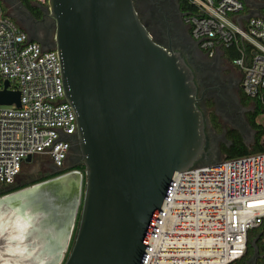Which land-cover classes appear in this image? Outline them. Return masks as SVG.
Masks as SVG:
<instances>
[{"label":"water","instance_id":"water-1","mask_svg":"<svg viewBox=\"0 0 264 264\" xmlns=\"http://www.w3.org/2000/svg\"><path fill=\"white\" fill-rule=\"evenodd\" d=\"M2 1L14 19L17 0ZM245 3L246 19L258 15L261 7ZM46 10L54 47H42L59 56L84 173L16 193L49 183L80 189L68 247L81 207L80 216L63 264H137L170 176L218 162L195 71L181 51L156 40L134 0H48ZM0 103L20 106L19 91H0ZM244 129L250 134L236 130L250 146L255 131L249 122Z\"/></svg>","mask_w":264,"mask_h":264},{"label":"built area","instance_id":"built-area-1","mask_svg":"<svg viewBox=\"0 0 264 264\" xmlns=\"http://www.w3.org/2000/svg\"><path fill=\"white\" fill-rule=\"evenodd\" d=\"M190 2L193 39L210 57L237 48L242 89L264 104V6L246 19L251 8L243 0ZM5 5L0 0V91H19L20 106L0 103V192L16 184L28 156L47 155L63 167L77 132L57 52L30 40ZM261 227L264 152L176 171L137 264H231L246 254L250 230Z\"/></svg>","mask_w":264,"mask_h":264},{"label":"flooded vegetation","instance_id":"flooded-vegetation-1","mask_svg":"<svg viewBox=\"0 0 264 264\" xmlns=\"http://www.w3.org/2000/svg\"><path fill=\"white\" fill-rule=\"evenodd\" d=\"M243 1L254 3L259 7L264 6V0ZM17 2V10L13 14L14 21L29 34L32 40L52 49L55 27L53 19L47 15L46 5L34 0H17ZM134 2L140 17L156 40L168 48L181 51L192 66L202 97L201 106L205 113L209 117L214 113L218 119L220 114L230 122L245 128L246 123L249 122L247 115L251 111L248 109L251 107L243 102L244 96H249L242 89V71L233 60L225 56V53L210 57L201 50L191 35L192 27L188 23L192 12L185 9L183 0H134ZM209 131L213 156L220 155L221 146L228 143V139H222L213 127L212 121ZM82 166L76 139L63 167L56 166L47 155H35L31 162H25L23 165L22 173L26 172L27 178L23 181L19 175L16 184L28 183L32 186L33 183L52 181L70 172L84 173ZM246 264H255V262L250 259Z\"/></svg>","mask_w":264,"mask_h":264},{"label":"rangeland","instance_id":"rangeland-1","mask_svg":"<svg viewBox=\"0 0 264 264\" xmlns=\"http://www.w3.org/2000/svg\"><path fill=\"white\" fill-rule=\"evenodd\" d=\"M7 5H5L8 9H11V5L10 3H6ZM219 121L221 123V131H218L219 134L221 135L222 139L224 140L225 138H227V134H228V130L233 128V129H240L242 130L243 133H246V135L250 134V130L248 129V131H245L244 128L240 127L239 125L230 122L229 120L225 119L224 116H221L219 114ZM258 121L260 123H262L264 125V116H261ZM223 133H225V136H223ZM253 143H250V146H252ZM224 156L222 154L220 155H215L214 156V161H220L223 160ZM78 172V171H77ZM82 173V172H79ZM83 174V173H82ZM20 179L21 180H25L27 177L25 175H27V173H22L20 174ZM28 184V183H26ZM34 184V183H33ZM30 186V184H29ZM23 189V188H22ZM21 190V189H19ZM19 190H15L13 192L10 193H16ZM76 193L79 192V199H80V195L82 196V193L80 191V189L76 188L75 189ZM82 192H83V188H82ZM7 193V194H10ZM6 194V195H7ZM41 195V194H40ZM5 196V195H3ZM3 196H0V199L3 198ZM42 196V195H41ZM14 197V198H13ZM34 194H33V190L25 192L23 194H16L13 196H8V198H6V205L4 204L3 206H1L0 204V234H5L6 235V244L5 243H1L0 242V255H4V252H6L5 255L9 256L11 258V260L13 261V259L15 261L13 262H17L16 264H29L30 260H35L36 258H34V256L31 255V259L28 260L26 255V250L33 248V245H36V241H37V236L38 234L36 233H31V231L33 230L34 227L40 225L41 227H43L42 229L40 228L39 230H44L43 231V239H45V244H43L44 246V251H46V254H50L54 255L55 258L54 259H50L47 262H45L46 264H63L65 257L67 256L69 250H68V246L64 247L61 243L58 242V240L56 239L55 236L49 235V230H47L48 228L44 225L45 221H47L48 223H50V225L48 226L51 230L55 229V231H58L60 234L62 232V227H60L61 225L59 223H57V221H55L53 219V216L51 215L49 218H42L40 219V217L36 216L35 213L30 211V204L33 205V210L35 211H46L47 212V207H45V205H43V203H34ZM2 201V200H0ZM1 203V202H0ZM79 211V210H78ZM55 215H57V213H53ZM39 216H42L41 214ZM78 216V213H77ZM39 219H40V223H39ZM77 219V218H76ZM76 222V221H75ZM46 231H48L46 233ZM30 236V237H29ZM5 238V236H4ZM25 238L30 239V243L31 245H27L24 243H20L21 241H24ZM2 240L1 236H0V241ZM15 243L16 247L19 248L20 250H17L16 253H14V250L11 249L12 248V244ZM20 243V244H19ZM4 250L2 249V247H5ZM11 246V247H10ZM42 246V248H43ZM42 250V249H41ZM26 252V253H25ZM32 253V251H30ZM23 254L22 256H20L19 254ZM54 260V261H53ZM45 263H41V264H45ZM3 264V260L2 263ZM32 264H40V263H36V261H33Z\"/></svg>","mask_w":264,"mask_h":264},{"label":"trees","instance_id":"trees-1","mask_svg":"<svg viewBox=\"0 0 264 264\" xmlns=\"http://www.w3.org/2000/svg\"><path fill=\"white\" fill-rule=\"evenodd\" d=\"M183 5L185 6V9H187L191 12H194L195 8L189 2V0H183ZM224 53H225V56L228 57L230 60H234V59L240 57V51L235 47L226 48L224 50ZM243 102L245 105L250 106L252 109L248 113L247 119H248L252 129L255 131L254 143L252 144V146H248L244 142V138L238 130L229 129L228 134H227L228 143L223 144L221 146V148H222L221 154L224 156L223 159L240 158L243 156L264 152V125L258 121V119L261 116H264V104L261 103L256 98L254 99V98L246 97V96H244ZM210 119L212 121L213 127L217 131H221L222 130L221 123H220L218 117L214 113H212L210 115ZM81 169L84 172V165L81 167ZM28 186H29V184H22V185L15 184L11 187H8V188L2 190L0 192V196L6 195L7 193H10V192H13L15 190H19V189H22V188H25ZM80 211H81V207L78 211V216H77V219L75 222L76 223L75 228H74V231H73V234L71 237V241H70L68 250L70 249L72 242H73V238H74L75 231H76V226H77L79 216H80ZM254 240H257L256 244H257V247L259 250V257H258L257 261L255 262V264H264V227L250 230V232L248 233V247H247L246 254L244 255V257H242L239 260H236L235 262H233L231 264H246L253 257L255 249L252 246V242ZM66 257H65V259H66Z\"/></svg>","mask_w":264,"mask_h":264},{"label":"bare ground","instance_id":"bare-ground-1","mask_svg":"<svg viewBox=\"0 0 264 264\" xmlns=\"http://www.w3.org/2000/svg\"><path fill=\"white\" fill-rule=\"evenodd\" d=\"M33 190V194H34V202L33 204L36 202L38 203H43V205H45V207H47V212L46 211H35L33 210V205L30 204V211L35 213L36 216L41 218H49L51 215L53 216V219L55 221H57V223L64 225L65 229L67 231L68 234V241H69V237H70V233H71V228H72V222H73V218L79 203V192L76 193L75 189H72V191L68 192V191H60V189L55 186H53L52 184H39L33 188H30L28 190L19 192L20 194H23L25 192L31 191ZM16 193V194H19ZM13 194V195H16ZM42 196H41V195ZM12 195V196H13ZM6 198L2 199V201H0L1 203L5 202L6 203ZM14 198V197H13ZM35 203V204H36ZM34 204V205H35ZM53 213H57V215L53 214ZM42 216H39V215ZM40 219H39V223H40ZM46 227L50 225V223H48L47 221H45L44 224ZM49 230V229H47ZM36 231V229L33 228V230L31 231V233H34ZM43 231L44 230H39L36 232L38 234L37 241H36V245H33V248H31L30 250L32 251V253H26V255H32L34 256V258H36L35 260H30L29 264H32L33 261H36V263H45L50 259H54L55 257L49 258L47 257V254L44 253V246L43 244L40 243V241L43 242ZM51 231V230H49ZM48 231H46L47 233ZM35 233V234H36ZM50 233V232H49ZM30 237V236H29ZM2 240L0 241L1 243H5V241L7 240L6 238H4L3 236H1ZM20 243H24L27 245H31L30 243V239L25 238L24 241H21ZM19 243V244H20ZM68 244V242H66V244L64 245V247H66V245ZM43 246V248H42ZM5 247H2V249L4 250ZM43 251H42V250ZM16 250H20L19 248H17ZM42 251V252H39ZM20 256H22L23 254H19ZM50 255V254H49ZM55 255V254H54ZM53 255V256H54ZM51 256V255H50ZM54 261V260H53ZM8 264H14L11 260H9ZM46 264V263H45Z\"/></svg>","mask_w":264,"mask_h":264},{"label":"crops","instance_id":"crops-1","mask_svg":"<svg viewBox=\"0 0 264 264\" xmlns=\"http://www.w3.org/2000/svg\"><path fill=\"white\" fill-rule=\"evenodd\" d=\"M2 199H4V198H1L0 200H2ZM1 204V206H3L4 204L6 205V203L5 202H3V203H0ZM42 219V218H41ZM61 225V224H60ZM60 227H62V232H61V234L58 232V231H55V229H53V230H51L48 226H47V228L49 229V230H51L50 231V233H49V235H52V236H55L56 237V239L58 240V242L59 243H61L63 246L66 244V242H68V234H67V231H66V229H65V226L64 225H61ZM42 229L43 227H41L40 225H38V226H36V227H34V229H36V231L35 232H37L38 231V229ZM34 232V233H35ZM0 236H5V238H6V235L5 234H0ZM70 238V237H69ZM40 243L41 244H45L46 242H45V240H43V242L42 241H40ZM5 244H6V241H5ZM12 248L11 249H13L14 250V253H16V249H17V247H16V245H15V243H13L12 245ZM10 246V247H11ZM29 251H31L30 249H28V250H26V252L28 253V254H30L29 253ZM43 251V250H42ZM42 251H39V252H42ZM43 253V252H42ZM44 253H46V251H44ZM6 254V252H4V255H0V264L2 263V260H3V264H8V262H9V260H11V258L9 257V256H7V255H5ZM50 255H51V253H50ZM49 254H47V257H49V258H52V257H55V256H53V255H51L50 256ZM31 256L29 255V256H27V259L28 260H30L31 258H30ZM15 259V258H14ZM16 260V259H15ZM17 263V262H16Z\"/></svg>","mask_w":264,"mask_h":264}]
</instances>
